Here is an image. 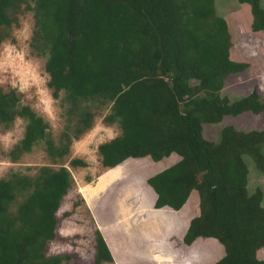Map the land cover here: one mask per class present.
Segmentation results:
<instances>
[{
    "label": "trees",
    "instance_id": "trees-1",
    "mask_svg": "<svg viewBox=\"0 0 264 264\" xmlns=\"http://www.w3.org/2000/svg\"><path fill=\"white\" fill-rule=\"evenodd\" d=\"M237 1L248 4L250 29L264 37L259 0ZM21 4L32 10L29 47L44 57L51 96L56 99L63 92L70 110L83 108L74 131L62 132L54 145L43 117L22 104L15 90L0 88V126L8 127L17 117L24 121L21 138L8 151L10 158L17 159L40 141L50 156L62 158L71 140L92 126L93 113L85 104L108 107L101 121L116 124L119 134L97 145L102 167L145 156L152 161L171 153L180 157L145 179L148 191L140 193L139 207L147 208L154 198V214L147 212V219H172L170 212L187 198L191 201L194 189L199 213L189 220L182 243L214 238L223 254L210 264H264L256 256L264 247L262 192L259 187L247 192L242 159L248 155L264 173V129L242 131L227 125L217 142L202 136L203 123L264 111V98L255 89L233 101L219 93L224 78L246 63L229 59L226 23L215 14L213 1L0 0V42ZM68 164L85 166L77 157ZM72 184L63 165L39 166L31 177L11 173L0 179V264H62L68 259L65 254L45 255L43 249L54 237L55 212ZM24 191L12 211L11 204ZM187 203L180 223L190 216ZM104 228L99 226L103 237L93 230L91 264H112L111 253L117 260V244Z\"/></svg>",
    "mask_w": 264,
    "mask_h": 264
},
{
    "label": "rangeland",
    "instance_id": "rangeland-1",
    "mask_svg": "<svg viewBox=\"0 0 264 264\" xmlns=\"http://www.w3.org/2000/svg\"><path fill=\"white\" fill-rule=\"evenodd\" d=\"M212 1L215 14L226 23L230 41L229 59L246 63L243 70L230 73L224 78L220 95L233 101L255 89L264 98V37L260 31L250 29L248 4L237 0ZM29 5L31 7L32 3ZM259 5L264 10V0H259ZM14 17L16 20L11 23L5 38L0 42V88L4 91L15 90L22 104L28 105L43 117L52 142L56 145L62 132L74 131L73 126L83 106L70 110L68 101L63 99V92L56 99L51 96L46 85L48 75L43 70L44 57L32 53L29 47L33 28L32 10L21 4ZM93 104H85L93 113L92 126L77 139L71 140L68 152L62 158L50 156L45 143L40 141L29 152L12 160L8 151L21 138L24 121L17 117L8 127L0 126V179L11 173L31 177L42 165L53 169L63 165L73 178L72 187L62 197L55 212L54 237L47 241L43 253L68 255L67 260L61 261L62 264H91L93 230H99V226H102L117 244L118 261L109 250L112 264H173L171 259L179 260L181 257L196 259V264L214 260L216 257L209 258L208 254L204 257L202 248L208 245L207 241L199 240L191 247L183 245L176 225L173 232L163 238L161 224L165 220L147 219V212L154 214V198L147 208L139 207L140 193L148 191L145 179L159 168L157 164L151 163L149 157L127 159L121 166L114 168L100 165L97 145L119 134V128L116 124L102 123V115L108 107L98 109ZM227 125L242 131L264 129V111H245L225 115L215 123H203L202 136L217 142L220 129ZM261 151L264 155V148ZM73 157L82 159L85 166H70L68 161ZM242 159L247 168L246 190L251 193L259 187L262 192L261 205L264 206V173L256 170L248 155H242ZM190 194L187 211L191 219L199 213V199L196 190H191ZM24 195L25 191L16 197L11 204L12 211ZM170 214L175 219V214ZM158 240L162 243H157ZM180 247L184 252H180ZM170 252L174 254L169 255ZM256 256L264 260V247L256 251Z\"/></svg>",
    "mask_w": 264,
    "mask_h": 264
},
{
    "label": "crops",
    "instance_id": "crops-1",
    "mask_svg": "<svg viewBox=\"0 0 264 264\" xmlns=\"http://www.w3.org/2000/svg\"><path fill=\"white\" fill-rule=\"evenodd\" d=\"M145 157H147V156H145ZM171 158H175V159L174 160H170ZM178 158L179 157H178L177 154L171 153L167 157H163L162 159H160L158 161H151V163L152 164H157L156 166L159 167L157 171H159V170L171 165L172 163L176 162L178 160ZM187 202H188V198L186 199L184 204L178 210H174V211H176V212H173L175 214L174 215L175 219L165 220L164 222H162L161 225L163 227H162L161 232L163 233V238H164V236L171 234V232H173L174 227L176 225L179 228V229H177L179 231L178 237L181 239V237H182L183 233L185 232V229H186V227L188 225L189 219H190L188 217L185 221H181V223H180V220H179V216L181 215L180 211H181V209L183 208V206ZM187 207H188V204H187ZM190 210L193 211L192 208H190ZM199 240H204V241L208 242V245L205 244V245H203V248H202V250L204 252V257L206 258L207 254H208L209 258H215L216 257L214 260H212V261H210L208 263H205V264H210V263L216 261L219 257L222 256V254H223L222 246L219 243H217V241L214 238L196 237L194 239V241L190 245H185V244H183V245H185L187 247H191L193 245V243H195V242H197ZM180 252H184V249L182 247H180ZM170 253L171 254H169V255H173L174 254L172 252H170ZM195 260L196 259H191L190 257L189 258H182L181 257V258H179V260L172 259V263L173 264H196Z\"/></svg>",
    "mask_w": 264,
    "mask_h": 264
}]
</instances>
